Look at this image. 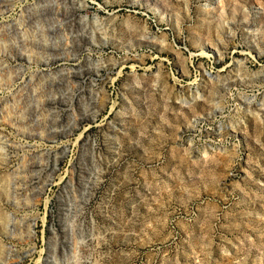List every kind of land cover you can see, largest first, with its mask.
I'll use <instances>...</instances> for the list:
<instances>
[{"label":"rangeland","instance_id":"obj_1","mask_svg":"<svg viewBox=\"0 0 264 264\" xmlns=\"http://www.w3.org/2000/svg\"><path fill=\"white\" fill-rule=\"evenodd\" d=\"M0 264H264V0H0Z\"/></svg>","mask_w":264,"mask_h":264}]
</instances>
